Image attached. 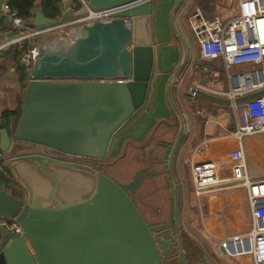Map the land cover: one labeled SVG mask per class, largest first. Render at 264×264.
Returning <instances> with one entry per match:
<instances>
[{"label": "water", "instance_id": "95a60500", "mask_svg": "<svg viewBox=\"0 0 264 264\" xmlns=\"http://www.w3.org/2000/svg\"><path fill=\"white\" fill-rule=\"evenodd\" d=\"M60 19L84 12L62 0ZM184 0H174L168 20L180 57L168 78L166 100L177 132L166 160L172 188L175 264H187L181 246L179 181L173 167L186 121L173 96L188 62L189 47L176 22ZM93 9L120 8L108 21L81 24L72 37L59 36L39 52L23 85L21 116L14 128L0 124V149L25 191L14 197L0 186V214L14 219L15 234L0 226L2 264H165L171 244L146 223L128 193L78 158L111 156L116 135L145 110L157 84L154 0H89ZM12 21V18H10ZM55 21L34 8L31 24ZM20 59V57H19ZM196 97L239 104L264 88L233 101L200 88ZM20 153H19V152ZM220 254L224 255L221 247ZM198 264H215L207 254Z\"/></svg>", "mask_w": 264, "mask_h": 264}, {"label": "crops", "instance_id": "0c3cea01", "mask_svg": "<svg viewBox=\"0 0 264 264\" xmlns=\"http://www.w3.org/2000/svg\"><path fill=\"white\" fill-rule=\"evenodd\" d=\"M184 1L187 2V0ZM154 3L156 5V22L153 24V28L156 39L157 84L149 97L148 110L145 115L148 119V156L151 154V159L161 158L159 162H164L166 167L167 156L177 132V125L173 123L174 116L166 100V85L179 60L180 49L172 41L171 37L173 36H169L168 28L165 30L167 15H164V10L170 11L174 0H171L170 3L167 0H159L157 3V0H154ZM5 4H7L6 0H0V43L17 34L12 25L11 16L4 7ZM26 4L27 0H21L22 9L27 6ZM37 6H39L38 0L35 4V7ZM60 6H63L62 0ZM159 16L161 21L158 19ZM20 48L21 45L14 44L0 51V113L4 110L19 109L21 116L22 94L19 92L23 90V85L28 79L25 72L23 74L20 71V67L22 68L19 60L20 52L18 56H14V51H20ZM201 59L203 60V58ZM200 63L201 61L193 66L186 64L180 77L182 80L181 92L175 96L173 93L174 100L186 121L185 133L174 157V171L179 181L180 215L186 225L183 230L188 231L189 236L186 238V248H183L185 255H191L192 251H196L199 255L208 254L213 260L218 261L212 254L216 250L214 244H219L221 239L229 235L248 230L251 217L244 188L228 182L232 166L228 154L238 146V141L233 135L235 125L231 105L226 106V104L202 100V98L198 100V97L195 100H190L184 94L188 87L196 85L214 94L221 92L217 87L206 84V80L202 79L204 75L200 69ZM163 77L165 78L163 98L160 99L159 82ZM15 119L16 116L10 117L9 128H12ZM146 120L143 119L140 127L145 125ZM162 124L166 125L160 128ZM160 129H163L162 138L159 136ZM154 133L157 137H153ZM136 135H139L138 132ZM242 146L249 175L254 178L263 177L264 133L244 137ZM119 149L118 141L112 147L111 156L116 154ZM160 149L164 150L166 155L161 156ZM205 159L216 162L221 183L196 194L191 188L187 175L191 180V166ZM78 161L90 162L91 160L78 158ZM154 209L151 210L153 219L148 221L154 224L167 222L166 219L159 216L162 214L157 211L159 207H156L157 210ZM163 209L165 207H162L161 212H164ZM200 250L202 253H199ZM244 257H246L244 264H250L251 260L248 256L227 257L226 261L227 264H242ZM0 264L2 263L0 262Z\"/></svg>", "mask_w": 264, "mask_h": 264}, {"label": "built area", "instance_id": "2783aa9c", "mask_svg": "<svg viewBox=\"0 0 264 264\" xmlns=\"http://www.w3.org/2000/svg\"><path fill=\"white\" fill-rule=\"evenodd\" d=\"M74 10L84 8V12L68 19L58 17L51 24L33 26L31 19H24L16 9H5L12 18V25L17 34L0 43V51L12 45H21L20 63L26 73L39 52V48L52 43L59 36L76 35L81 24L90 21H108L120 8L93 9L89 0H67ZM238 14L224 20L218 16L205 17L196 8L189 15V25L194 33L200 55L205 60H220L227 79V90L218 95L234 98L264 88V0H237ZM50 38L42 42L40 36ZM189 47V45H188ZM177 88H182L178 79ZM190 86L184 91L186 97L195 100ZM206 91V90H205ZM235 130L233 135L238 146L228 154L232 161L228 182L244 188L250 211L248 230L229 235L219 241L226 257L248 256L250 264H264V177L254 178L248 173L246 156L242 140L246 136L264 133V93L247 99L239 104H231ZM5 153L0 149V159ZM15 179V177L11 176ZM191 178L194 192L201 193L206 188H213L221 183L217 164L213 160H201L191 166ZM0 226L15 234H21L19 225L9 217L0 214ZM220 252V249H218Z\"/></svg>", "mask_w": 264, "mask_h": 264}, {"label": "rangeland", "instance_id": "374dc122", "mask_svg": "<svg viewBox=\"0 0 264 264\" xmlns=\"http://www.w3.org/2000/svg\"><path fill=\"white\" fill-rule=\"evenodd\" d=\"M158 1L159 0H157V3H158ZM167 1H168V3L171 2V0H167ZM200 1L201 0H199V1L187 0V2L184 1L176 12V22H177L178 27L181 30L182 34L184 35V38H185L187 44L189 45V49H190L187 66H193L195 63H199L200 61H201V63L203 62L205 65H207V67L205 69H203L204 72H202V74L204 75V77L202 76L203 77L202 79L206 80L205 81L206 84H210L212 87H217L221 92H224L227 90L228 84H227V79H226V74H225V71L223 68V64L220 60H204V59L202 60L201 59L202 57L200 55V51H199V48L197 45L196 37L191 30L188 17L193 12L194 9L199 8L203 12V15L205 17L218 16L219 19L224 20L226 18L233 17V16H236L238 14L237 3H236V0H202L201 2ZM166 10H168V9L164 10V15H167L166 21H165V23H166L165 30H167V28H168L167 32H168L169 36L171 37V35L173 36V34H172V31H171V28L169 25V20H168L169 11L167 12ZM158 19H159V21H161L160 16ZM40 38H42L41 40L44 43H47L50 40V38H46L45 35L40 36ZM171 38H172V41L174 42V44H177L178 48L180 49V46H179L177 39L174 36ZM164 83H165V78L164 77L160 78V82H159V90H160L159 97H160V99L163 98ZM177 85L174 86V88H173L174 96L178 95L179 92H181L180 91L181 88L178 89ZM199 99H201V98H198V100ZM229 105L230 104H226V106H229ZM165 125L166 124H162L160 128H162ZM147 129H148V119L145 122V127H144L143 133ZM156 132H158V131L156 130ZM172 132L174 133V129L172 130ZM155 133H154L153 137L156 136ZM162 133H163V129L161 130V133L159 134V136L161 138L163 135ZM157 135H158V133H157ZM130 147L127 146L128 154L126 155V157L123 160H120V161L114 163V165L113 164H109V165L107 164L105 167V170L114 174L115 176H116V174H119V175L127 174L129 167L134 165V163L133 162L130 163V161L132 160L133 153L136 152L135 150H133V147L132 148H130ZM159 152H160L161 156H163L164 154L166 155L165 151L162 149H160ZM160 159L161 158H157V159L155 158V159H149V161H148V165H149V171H148V176H149L148 177V209H145L144 207H142L143 210H141V211L144 212V215L148 218V220H152L153 214L151 213V210H152V208H155L154 210H157L156 207L158 206L159 210H157V211L159 212V214L162 213L159 216H161L163 219H166V221L172 223L173 222V215H172V211H171V205H172L171 184H170V179H169V175H168L167 169L165 167V164H164V162L163 163L159 162ZM252 162L254 163L253 160H252ZM100 166L101 165H99V167ZM173 167H174V161H173ZM174 170H175V168H174ZM128 173H130V171ZM187 177H188V180L190 181L191 188L194 191L192 178L190 180L189 175H187ZM251 177H252V175H251ZM162 207H165V209H163L164 212H161ZM172 210H173V208H172ZM179 217H180V228H181V246H182V248H186V238H188L189 236H188V231L183 230L184 226H186V225H185L184 221H182V218L180 215V209H179ZM172 231L175 233L174 229ZM218 246H219V244H214V248L218 247ZM199 253H202V251L200 250ZM201 255H203V254H201ZM189 257H191L190 260L194 262L195 256L191 254V255H186L185 258L188 260ZM245 259H246V257H244L242 264H244ZM186 263H187V261H186ZM181 264H183V263H181Z\"/></svg>", "mask_w": 264, "mask_h": 264}, {"label": "flooded vegetation", "instance_id": "af4514ba", "mask_svg": "<svg viewBox=\"0 0 264 264\" xmlns=\"http://www.w3.org/2000/svg\"><path fill=\"white\" fill-rule=\"evenodd\" d=\"M148 110V102L146 105L145 110L140 114V116L134 120L129 126L122 129L115 137L114 144L119 141L120 143V149L116 154H113L107 159L104 160H91L90 162H81L83 164H86L88 166H91L95 170L102 171L105 175L112 178L116 183L120 185H126V192L138 208V210L142 213V216L146 223H150L148 221V218L144 215V212L142 207L145 209H148V161L151 159V154L148 156V129L143 133L144 127H140L143 121L147 119V116L145 113ZM146 122V121H145ZM142 128V129H141ZM138 132V136L136 135ZM134 135L132 136V134ZM127 146L133 147V150L136 152L133 153L132 160L130 161L134 163V165L130 166L127 174L119 175L116 174V176L108 171L105 170L106 165L113 164L123 160L126 155L128 154V148ZM89 160V159H86ZM129 163V164H130ZM101 165L99 167V165ZM130 171V173H128ZM170 179V178H169ZM171 184V183H170ZM172 190V188H171ZM141 208V209H140ZM152 225L157 226L160 231H163V235L166 239L170 240L171 244L162 251V256L165 264H175L176 259L179 256L178 250L176 247H174L176 244V238L175 233L172 231L174 229V223L172 222H162L158 224L150 223ZM175 231V230H174ZM192 255H194V262L190 260L191 257L188 258L187 264H198L199 258L203 255H198L196 251L191 252ZM216 256V260H213L208 254L207 256L210 258V260L215 264H227L226 256H222L218 250H215L212 252ZM189 255V254H188ZM186 257V255H185Z\"/></svg>", "mask_w": 264, "mask_h": 264}, {"label": "trees", "instance_id": "16d2710c", "mask_svg": "<svg viewBox=\"0 0 264 264\" xmlns=\"http://www.w3.org/2000/svg\"><path fill=\"white\" fill-rule=\"evenodd\" d=\"M60 1L61 0H38V4L39 6H41L42 11L46 17L57 19L58 17H60V12H61ZM6 2L10 9H16L24 19L29 20L33 17V9L35 8L36 0H27V4H26L27 6L24 9L21 8L20 5L21 0H6ZM19 52L21 54V51L15 50L14 56L15 57L18 56ZM206 67L207 65H205L203 62L200 63V69L202 72H204L203 69H205ZM20 71L21 73L25 72L21 67H20ZM12 116H16L15 122L13 123L12 126V128H14L16 126L17 119L20 116L19 109L1 111L0 113L1 124L5 127H8V121ZM11 176L12 173L6 164V157H4L0 159L1 187L4 188L7 192L11 193L14 197L22 198L24 196V189L20 185V183L16 179L14 178L12 179Z\"/></svg>", "mask_w": 264, "mask_h": 264}]
</instances>
